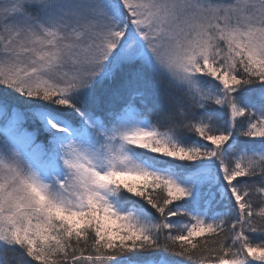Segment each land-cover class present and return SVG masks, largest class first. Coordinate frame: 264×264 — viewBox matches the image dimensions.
Returning a JSON list of instances; mask_svg holds the SVG:
<instances>
[{"label": "snow or ice", "instance_id": "obj_1", "mask_svg": "<svg viewBox=\"0 0 264 264\" xmlns=\"http://www.w3.org/2000/svg\"><path fill=\"white\" fill-rule=\"evenodd\" d=\"M0 264H264V0H0Z\"/></svg>", "mask_w": 264, "mask_h": 264}]
</instances>
